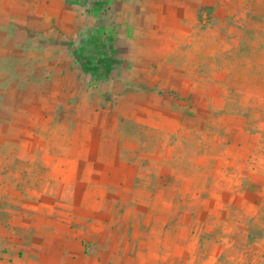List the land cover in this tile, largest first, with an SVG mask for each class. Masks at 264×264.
<instances>
[{"label":"crops","instance_id":"0c3cea01","mask_svg":"<svg viewBox=\"0 0 264 264\" xmlns=\"http://www.w3.org/2000/svg\"><path fill=\"white\" fill-rule=\"evenodd\" d=\"M109 4L131 31L112 45L86 33L72 51L62 42L85 23L82 10L66 16L70 0H0V264L138 263L147 245L133 233L188 230L189 207L208 197L196 177L241 169L249 157L242 119L222 155L208 153L211 131L198 125L223 99L167 60L180 32L190 41L198 2ZM46 87L62 96L56 113L37 106ZM191 91L194 105L180 106ZM56 124L66 143L51 145Z\"/></svg>","mask_w":264,"mask_h":264},{"label":"rangeland","instance_id":"374dc122","mask_svg":"<svg viewBox=\"0 0 264 264\" xmlns=\"http://www.w3.org/2000/svg\"><path fill=\"white\" fill-rule=\"evenodd\" d=\"M195 1L199 4L198 22L192 25L190 41L180 32L179 48L167 60L191 80L195 89L208 93L214 86L223 99L221 106H208L211 118L198 125L211 131V141L204 144L208 153L222 155L238 119L253 134L248 138L253 146L241 169L228 165L220 171L222 177L206 171L196 177L195 186L203 188L208 197L203 201L196 199L189 207L194 215L188 230L133 233L147 245L142 248L145 257L135 264H264V0ZM70 3L66 16H80L82 10L85 23L76 37L71 34L74 39L67 34L66 40L61 41L72 51L86 33L102 36L105 43L112 45L110 41L116 34L131 31L120 22V8L109 4L110 0ZM95 85L93 82L96 89ZM96 90L97 95H105L101 88ZM36 91L37 106L41 105L42 111L52 114L60 110L57 105L53 108V102L62 99L57 87ZM43 93L46 101L42 100ZM196 94L191 91L180 96V106L194 105ZM59 131L56 124L52 130L56 135L46 136V142L66 143L64 137L57 135ZM197 159L196 151L195 163ZM210 191H216L217 196L212 197ZM181 203L187 205V201Z\"/></svg>","mask_w":264,"mask_h":264},{"label":"trees","instance_id":"16d2710c","mask_svg":"<svg viewBox=\"0 0 264 264\" xmlns=\"http://www.w3.org/2000/svg\"><path fill=\"white\" fill-rule=\"evenodd\" d=\"M89 44H88V48H93V47H95V48H103V46H100L99 44H97V43H94V44H92L91 45V41H89L88 42ZM92 46V47H91ZM85 47H87V45H83V47L82 48H85Z\"/></svg>","mask_w":264,"mask_h":264}]
</instances>
